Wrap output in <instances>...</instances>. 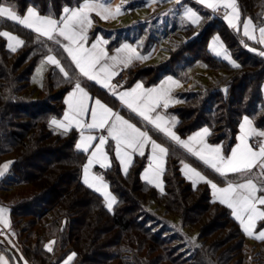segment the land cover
<instances>
[{"label":"trees","instance_id":"16d2710c","mask_svg":"<svg viewBox=\"0 0 264 264\" xmlns=\"http://www.w3.org/2000/svg\"><path fill=\"white\" fill-rule=\"evenodd\" d=\"M79 1L0 0L20 14L33 7L39 14L57 19L65 6ZM187 1L200 12L199 24L172 27L163 56L150 64L130 66L125 85L136 80L150 85L162 75H176V65L187 66L179 78L190 85L177 91L180 103L170 109L179 118L176 131L185 135L207 126L208 141L220 143L226 154L235 142L243 115L249 116L258 128H264V58L247 50L246 38L222 18ZM236 3L239 21L249 16L256 25L263 22L264 0ZM4 30L20 37L24 44L13 52L6 38L0 37V165L10 161L7 173L0 177V191L17 185L29 187L22 194L0 196V203L9 208L8 228L16 234L20 247L16 251L12 243L10 253L1 246L11 260L15 257L21 264L22 259L29 264H59L72 253L75 255L68 264H244L245 235L239 222L226 205L212 197L208 184H192L180 171V163L188 161L218 182L225 178L78 73L54 41L0 18V31ZM105 30L107 35L113 29ZM93 33L95 29L90 31L88 40ZM215 33L238 67L227 65L210 52L208 40ZM173 38L177 40L175 48L170 46ZM48 55L61 61L69 78L48 64L40 90L45 94L35 95L36 87L30 86L29 79L35 64ZM197 61L205 66L206 74H198L203 80L188 71V64ZM77 81L169 149L162 191L140 178L146 155H137L127 174L114 159L110 167L101 170L115 197L111 209L99 192L81 180L86 156L75 148L76 131H59L51 123L61 116L63 95ZM173 217L178 228L171 227ZM184 226L197 228L198 241L189 237ZM50 240L54 241L52 251L46 246ZM255 244L259 247L257 264H264V241L257 239Z\"/></svg>","mask_w":264,"mask_h":264},{"label":"snow or ice","instance_id":"6c2138e0","mask_svg":"<svg viewBox=\"0 0 264 264\" xmlns=\"http://www.w3.org/2000/svg\"><path fill=\"white\" fill-rule=\"evenodd\" d=\"M199 3L204 4L214 12L221 7L231 9V13L226 14L225 19L228 20L231 27L238 28L239 13L236 0H199ZM122 10L125 9H122L121 6H117L113 10L110 2L105 3L104 0H85L82 6L75 9L65 8V15L60 20H56L41 17L33 8H29L27 14L21 17L12 7L0 3V18H5L16 25L23 26L35 32L38 37H45L47 40L54 41L63 48V51L67 53V57L71 59L72 64L75 65V68L79 70L83 77L108 89L113 96L117 97L125 107L140 117L147 125L163 133L165 137L175 142L176 145L220 176L227 177L229 174H233L240 178L242 182H229L221 188L212 183L211 180H207L196 168L190 167L188 164L183 165L185 175H188L189 178L195 177L209 184L219 203L231 209L232 215L240 223L243 231L252 236V230L256 222L264 221V208L260 207L264 206V195H258V193H264V130L258 131L253 126L252 120L245 117L240 125L239 143L231 150L230 155L225 156L220 146H211L206 142L205 138L210 134L207 128L183 140L172 130L175 121L173 120L170 126L169 121L157 112V109H166L172 102L170 96L171 86H177L178 81L169 78L160 87L146 90L142 84L138 83L131 90L117 92V88L122 86L110 83L111 77L118 74L115 71L117 66L124 65L127 67L134 59L145 57H141L136 49L128 44L118 49L115 56H108L104 49L100 47V42L92 44L91 48H86L84 44L87 41V30L92 24L91 12H96L102 19H108L121 14ZM185 15L193 24L198 23L200 20L197 13L191 9H187ZM258 31L259 39H256L252 19L248 18L243 22V35L249 40H256L258 44L264 45V27H259ZM0 37H5L9 41L8 47L13 52L16 51L17 47L24 44L23 40L8 31H0ZM59 38H63V41H67V43H63ZM216 45L217 42L213 41L212 50L215 54L217 56L223 55L225 60L232 63L222 45L220 46L221 50H217ZM250 50L255 51V49ZM120 53H124V55L121 56ZM259 55L264 56V51L259 52ZM106 60H111L112 63H104L103 61ZM46 61L49 65L58 69L65 78H69L68 71L61 65V61L55 55H48ZM232 66L238 67L239 65L232 63ZM91 99L93 98L77 81L73 91L65 101L68 105V111L65 112L63 121L55 119L51 121L53 125L64 128L65 131L73 126L88 131H106L107 135L99 136L84 135L83 131L81 132L80 142L76 145L77 149L84 152H89L92 149L88 163L83 170L84 183L90 188L94 184H98L99 186L96 187L97 192L107 188L102 176L92 177L93 183H90L89 170L94 163H98L102 168L110 167L109 157L105 151L109 140L114 142L115 157L124 166L125 174H127L128 168L132 164L133 155L145 156V148L150 146L151 155L147 157L149 164L144 172V179L149 183H152L153 179H158L164 171L165 158L168 156L169 149L156 143L148 131L141 130L135 124L130 123L129 120L114 112L101 100L95 99L94 106H90L88 101ZM85 116H90V123L84 122ZM253 137L261 139L252 144L249 141ZM94 141H98V143L94 144ZM8 166V163L3 165V168L0 169V176L4 174ZM156 186L159 187V183ZM109 195V193L104 192L106 199H109ZM113 203H115V199L111 198L108 203L109 209H111ZM7 217L8 209L0 207V224H3L5 228L10 227ZM255 238L264 241V230L260 231ZM51 243H54V241L50 242L48 251H52ZM74 255H70L65 264H68ZM0 264H8V262L0 256Z\"/></svg>","mask_w":264,"mask_h":264},{"label":"rangeland","instance_id":"374dc122","mask_svg":"<svg viewBox=\"0 0 264 264\" xmlns=\"http://www.w3.org/2000/svg\"><path fill=\"white\" fill-rule=\"evenodd\" d=\"M159 1H162L163 5L156 6L157 5L156 4L155 6L152 5L149 7V5L152 3L154 4L156 2V0H104L105 3L110 2L113 10L117 6H121L122 9H125V10H122L121 14L116 15L114 17H109L108 19H102L99 15L96 14V12H93V14L96 15L100 19L99 21H102L103 24H105V25H99L98 23H95L96 28L94 27V29L95 30H99V29L112 30L113 29L112 30V33H113L112 37L113 38H115L117 35L121 34L122 31H127V30L131 29L132 30V32H131L132 36H130V37H133V40H137V38H138L139 42H137V43L135 42V43L138 46H140L142 49L146 50V51H143L142 53L148 54V52H151L148 55L149 58H147L145 61L137 62L135 64H140V65L150 64L151 61L159 60L163 56V53L165 51L164 47L166 46V44H168L167 40H168V37L170 35L169 30L172 29V27H178V26H181L185 23L193 24L191 22V20H189L185 15V12L187 9H191L192 11L197 13V15L200 17L199 22L201 21V18H202L200 12L197 9H195L192 5H190V3H187L185 5H180L179 3L181 0H179V2H177V0H159ZM196 1L197 0H194L193 2H196ZM0 3H2L5 6H10L14 9V7L8 3H4V2H0ZM29 8H33V7H29ZM29 8H26V10L22 14H19V13L18 14L21 15V17H23L24 15L27 14V10ZM33 9L35 10V8H33ZM129 9H131L130 12H129ZM45 16L47 17V15H44V17ZM139 18H140V20H143L144 22L138 23ZM248 18H250V17L249 16L243 17L242 20L239 21L238 28H233V27L232 28L239 31L243 35V22L246 21ZM199 22L196 24H193V25H198ZM252 22H253V20H252ZM138 25H141L140 29H142V30L139 31L140 33L138 32V30L135 31V28H137ZM253 25L255 26L254 35H255L256 39H259L258 29H259V27H264V12H263V22L260 23L259 25H256L253 22ZM4 31H8V30H4ZM8 32H10V31H8ZM10 33L15 35L12 32H10ZM137 34H139L140 37L133 36V35H137ZM121 36H123V34ZM127 36H129V34H127ZM245 38H246V42L244 43V47L247 50H249L253 53H256V54H259V52L264 51V45L258 44L256 42V40H249L247 37H245ZM6 41H7V39H6ZM213 41L217 42V45H216L217 50H221L220 46L222 45L223 50L227 52L228 56L230 57L231 62L236 64L235 59L233 58V56L230 54V52L226 48L225 44L223 43V41H222V39L218 33L213 34L208 40L207 47L210 50V52L213 53L214 55H216L215 52L212 50L213 49ZM8 44H9V41H7V46H8ZM170 44H171L170 46H172L174 48L177 47V40L173 38L172 43H170ZM250 49H255V51H252ZM142 53H141V55H142ZM192 53H194V52H192ZM192 53L190 54L191 58L194 57V54H192ZM217 57L221 61L226 63L227 65L232 66V63H230L228 60H225L223 55L217 56ZM262 57L264 58V56H262ZM179 58H181V56ZM179 58H178V61H179ZM182 65L179 64V65L175 66L176 67L175 73H176L177 77H180V75L182 73V69L187 68V66L184 67ZM188 65H189L188 71L189 72L193 71V73H191L192 76L195 75V77L198 78V77H201L198 74H201V75L206 74L205 66L202 62L197 61L194 64H188ZM47 67H48L47 61L45 59H42L35 64V66L32 70L29 82L31 84L30 86L36 87L35 88L36 89L35 95L39 94V96H43L45 94V92H43V91L41 92L40 90L43 86L44 78H45V75L47 72ZM128 75H129V70H128ZM201 79H202V77H201ZM187 85L189 86L190 83H188ZM187 85L183 84L182 87L180 88L181 91H184V89ZM54 90H52V91H54ZM261 91H262V96L264 97V80L262 83ZM6 163H8V165H10V161H5L0 165V169H2L3 165H5ZM8 168H9V166H8ZM8 168L6 171H4L3 175H5L7 173ZM28 190H29V187L27 185L12 186L6 190L0 191V196L8 198V197L15 195L17 193L22 194L23 192H26ZM205 211H204V213H206V212H207L206 214L209 213V211H206V212ZM165 215L168 217L169 216L172 217V215H170V214H165ZM25 219H27V218H25ZM171 219L173 220V221H171V223H172L171 227L178 228V225L173 224V223L178 222L177 219L174 217ZM261 222L262 221H260L259 223H261ZM154 225H156V224H154ZM224 226L226 227V225H224ZM257 227H258L257 224H255L253 227V230H252L253 231L252 236H249L248 234H246L243 231L244 235H245L244 243H245V247H246V257H244L245 258L244 264H257L256 256H257V251L259 250V247H258V245L255 244V239H256L255 235H258L259 231L262 230L264 226L260 227V228H257ZM241 228H242V226H241ZM182 229L184 231H187V233L189 234V237L191 239H193L194 241H198L197 236H196L197 235V228L196 227L184 226V227H182ZM242 230H243V228H242ZM11 232L12 231L10 230V233ZM24 235H25V233H23L22 236H24ZM212 237L213 238L215 237V233L213 236H211L210 239H213ZM11 239L15 243L14 245L16 247V251L20 250V247L17 246V244H16V234L14 233V231L11 233ZM50 242H52V241L50 240L46 243L47 247L50 245ZM51 246H52V243H51ZM70 255H72V253H69L66 257H64L60 261L59 264H65V261L67 260V258Z\"/></svg>","mask_w":264,"mask_h":264},{"label":"crops","instance_id":"0c3cea01","mask_svg":"<svg viewBox=\"0 0 264 264\" xmlns=\"http://www.w3.org/2000/svg\"><path fill=\"white\" fill-rule=\"evenodd\" d=\"M85 2V0H81V1H79V3L78 4H75V5H73V6H65L64 8H63V10H62V12H61V14H60V17L57 19V18H54V17H49V16H47V17H49V18H52V19H56V20H60V18L62 17V16H64L65 15V13H64V9L65 8H69V9H75V8H77V7H80V6H82V4ZM187 3H189L187 0H181L180 1V5H185V4H187ZM196 4H198L200 7H202L203 9H205V10H208V11H210L211 12V14L213 15V10L212 9H209V8H207L204 4H201V3H199V0H197L196 2H195ZM157 4V5H156ZM152 5H156V6H158V5H163V2L162 1H159V0H156V2L153 4H150L149 5V7L150 6H152ZM236 6H237V3H236ZM29 8V7H28ZM196 9V8H195ZM131 11V9H129V12ZM231 9H225L224 10V12L221 14V15H219L218 17H220V18H222L228 25H229V23H228V20H226L225 19V15L226 14H229V13H231ZM237 11H238V7H237ZM239 12V11H238ZM18 13V12H17ZM20 14V13H19ZM22 14V13H21ZM40 16H42V17H44V15H41V14H39ZM240 16V15H239ZM46 17V16H45ZM90 19H91V21H92V24H91V26L88 28V30H87V33H86V35H87V41L85 42V44H84V46L86 47V48H91V45L92 44H94V43H97V42H100V47L101 48H103L104 49V51L108 54V56H115V55H117V50L118 49H120V48H122V46L123 45H125V44H128V45H131L133 48H135L136 49V52L141 56V57H145V58H142V59H134L126 68L129 70V67L130 66H132V65H134L135 63H137V62H142V61H145L147 58H149L148 57V55L151 53V52H148V54H144V53H142L143 51H146L145 49H142L140 46H138L136 43L137 42H139L138 41V38H137V40H133V37H130V36H132L131 35V32H132V30L131 29H129V30H127V31H122V33L121 34H123V36H121V38L119 39V40H117L116 42H115V44H113V45H110L109 46V44H110V42L111 41H113L114 40V38L112 37L113 36V33L111 32V33H108L107 35L105 34V31L106 30H104V29H99V30H95V33H93V38L91 39V40H88V38H89V33H90V31H93L94 30V27H95V23H98L99 25H105V24H103V22L102 21H99L100 19L96 16V15H94L93 14V12H91L90 13ZM141 22H144L143 20H140V18H139V21H138V23H141ZM235 22V21H234ZM97 26V25H96ZM230 26V25H229ZM231 27V26H230ZM96 28V27H95ZM141 28V25H138V27L137 28H135V31L136 30H138V32L139 31H141L142 29H140ZM140 33V32H139ZM101 36H100V35ZM127 34H129V36H127ZM15 36H17V35H15ZM133 36H137V37H140V35L139 34H137V35H133ZM18 37V36H17ZM123 37V38H122ZM19 39H21L20 37H18ZM59 39H61V41L63 42V43H67V41H63V38H59ZM136 42V43H135ZM151 50V49H150ZM141 53H142V55H141ZM67 54V53H66ZM120 55L121 56H123L124 55V53H120ZM70 59V58H69ZM45 60H46V58H45ZM71 60V59H70ZM104 63H108V64H111L112 63V61L111 60H106V61H103ZM47 66H48V63H47ZM75 66V65H74ZM118 66H123V67H125L124 65H118ZM77 71H78V73H79V70L77 69ZM86 78V77H85ZM169 78H171L172 80H174V81H178L179 83H178V85L177 86H171V92H170V96H171V100H172V102L169 104V106L165 109V108H160V109H157V112L160 114V115H163L164 117H165V119L167 120V121H169V125L171 126V123H172V121L174 120L175 121V124H174V126L172 127V130L173 131H175V133L181 138V139H183V140H186L188 137H190V136H193V135H195L197 132H201V131H203V129H205V128H207L208 130H209V128L207 127V126H202V127H199V128H197V129H195V130H192V131H190L189 133H187V134H185V135H180L177 131H176V124H177V122H178V116L173 112V111H171L170 109H172L173 107H175V106H177L179 103H180V100H179V98H178V96H177V91H179L180 90V88L182 87V85L184 84L183 82H182V80H180L179 79V77H177L176 75H169V74H167V75H162V76H160V78L155 82V83H153V84H150V85H147V84H145L143 81H141V80H136V81H134V82H132L131 84H129V85H123L122 87H118L117 88V92H120V91H124V90H131L132 88H134L135 86H136V84H142L143 85V88L146 90V89H149V88H157V87H160L162 84H164L165 83V81H167ZM93 82V81H92ZM76 83V82H75ZM75 83L64 93V95H63V105H64V107H63V112H62V114H61V116H59V117H57V118H53V119H55V120H57V121H63V118H64V114H65V112H67L68 111V105L65 103V101L68 99V97H69V94L73 91V89H74V85H75ZM93 83H95V82H93ZM110 83L111 84H113L112 82H111V79H110ZM96 84V83H95ZM98 87H100L101 89H103V90H105L106 92H108L109 94H111V92H109V90L108 89H105V88H103V87H101V85H99V84H96ZM113 85H115V84H113ZM82 87H84L83 85H81ZM84 89H85V91H87L88 93H89V96L91 97V98H93V99H91V100H89L88 101V103H89V105L90 106H94V100L95 99H99V100H101V102L102 103H104L105 105H107L109 108H111L114 112H116V113H118L119 115H121L122 117H124V119H126V120H129L128 118H126L123 114H121L118 110H117V108H113L111 105H109V104H107L106 102H104L102 99H100L99 97H97V96H94L87 88H85L84 87ZM112 95V94H111ZM113 96V95H112ZM114 98H116V100L118 101V103H119V105H121V106H123V107H125L122 103H121V101L117 98V97H115V96H113ZM126 109H128L127 107H125ZM129 110V109H128ZM130 111V110H129ZM135 114V113H134ZM136 115V114H135ZM245 117H247L248 119H250V120H252L249 116H247V115H243L242 117H241V119H240V121H239V124H238V132H237V134H236V138H235V142L233 143V145L231 146V148H230V150H229V152L228 153H226V154H224V152H223V154L225 155V156H228V155H230L231 154V150L233 149V148H235L236 147V145L239 143V136H240V125L243 123V121H244V118ZM52 119V120H53ZM84 122L85 123H90L91 122V119H90V116H85V118H84ZM129 122L130 123H133L132 121H130L129 120ZM252 122H253V120H252ZM133 124H135V123H133ZM136 125V124H135ZM55 126V128L57 129V130H59V131H65L64 130V128H61V127H57L56 125H54ZM137 126V125H136ZM253 126L254 127H256L257 128V130L259 131V130H264V128H258L255 124H254V122H253ZM137 127H139V126H137ZM140 128V127H139ZM69 130H74V131H76V139H75V148L77 149V147H76V145L80 142V136H81V132L83 131V134L84 135H94V136H99V135H107V133H106V131H104V130H100V131H97V130H91V131H88V130H86V129H78V128H76L75 126H73V127H71ZM141 130H143L142 128H141ZM163 134V133H162ZM151 137H152V139L153 140H155L156 141V143H158V144H160V145H162L163 147H166L165 146V144L162 142V141H160L159 139H157V138H155V137H153L151 134H149ZM206 139V142L209 144V145H211V146H220L221 148H222V146H221V144L220 143H212V142H210V141H208V139H207V137L205 138ZM259 139H261V138H258V137H253V138H251L250 139V143H252V144H254V141H258ZM94 144L95 143H98V141H94L93 142ZM114 142L113 141H111V140H109V142H108V144L106 145V147H105V151L107 152V154H108V157H109V161H110V165H111V160H113L114 159V161H116V163H117V165H118V167H119V169L124 173V170H123V165L119 162V160L115 157V151H114ZM77 150H79V151H82V150H80V149H77ZM91 151H92V149H90L89 150V152H84V151H82L84 154H85V156H86V159H85V162H84V164L82 165V168H81V180L84 182V167H85V165L88 163V160H89V158H90V155H91ZM223 151V150H222ZM138 154H134L133 155V160H134V158L137 156ZM145 155H146V163L144 164V166L142 167V169H141V171H140V178L143 180V181H145V182H147V183H149L147 180H145L144 179V172H145V170L148 168V164H149V160L147 159V157L148 156H150L151 155V148H150V146H147L146 148H145ZM133 162V161H132ZM165 162H166V158H165ZM184 164H188L190 167H193V168H196V170L197 171H199V172H201V174L203 175V176H205V178L207 179V180H211L212 181V183H215L218 187H225L229 182H233V183H238V182H242V180H240V178H238L237 176H234L233 174H229L227 177H223V178H225V180H223L222 182H218L217 180H215V179H213L212 177H209L208 175H206L205 173H203L199 168H197L195 165H193L192 163H190V162H188V161H181V163H180V171L182 172V174L192 183V184H197V183H200V182H203V181H200V180H198L197 178H195V177H191V178H189V176L188 175H185V170H184V167H183V165ZM131 166V165H130ZM130 166H129V168H130ZM164 166H165V163H164ZM108 168V167H107ZM129 168H128V170H129ZM95 169H97V170H95ZM103 169H105V168H102L98 163H94L93 164V166L91 167V169L89 170V177H90V180H89V182L90 183H93V181H92V177H96V176H102V174H101V170H103ZM254 171H258V170H254ZM218 174V173H217ZM0 177H2V176H0ZM103 177V176H102ZM194 181H195V183H194ZM103 182L107 185V182L105 181V179L103 178ZM157 183H159V187H157L156 186V184ZM205 183V182H204ZM149 184H151V185H153L155 188H157L158 190H160V191H162L163 190V188H164V181H163V172L160 174V176H159V178L158 179H153V181H152V183H149ZM207 184V183H206ZM97 186H99L98 184H94V186L93 187H91V188H93L94 190H96V187ZM208 186H209V189H210V192H211V195H212V197L216 200V201H218L217 199H216V197L213 195V189L211 188V186L208 184ZM104 192H107V193H109L110 195H109V199H106L105 198V196H104ZM102 196H103V199L105 200V202H106V204H107V206H108V203H109V200L111 199V198H114L115 199V197H114V195L110 192V190H109V188H108V185H107V188L106 189H101V191L99 192ZM258 195H264V193H258ZM219 202V201H218ZM0 207H4V208H7L8 209V220H9V208L5 205V204H3V203H0ZM261 208H264L263 206H260ZM230 212H231V215H232V210L230 209ZM233 216V215H232ZM234 217V216H233ZM236 220V219H235ZM260 221H257L256 222V224H257V228H260V227H263L264 226V223H262V224H260L259 223ZM240 224V223H239ZM262 230H264V227H263V229ZM262 230H260V231H262ZM259 231V232H260ZM12 233V232H11ZM11 233H10V229L7 227V228H5L4 227V225L3 224H0V256H2V257H4V259L8 262V264H21V263H19L18 262V260L14 257V259L13 260H11V258L9 257V255L7 254V252L1 247L2 245L11 253V245H13V244H15L14 243V241L11 239ZM256 236V235H255ZM255 240H257V239H255ZM13 243V244H12ZM22 264H29L25 259H22Z\"/></svg>","mask_w":264,"mask_h":264},{"label":"built area","instance_id":"2783aa9c","mask_svg":"<svg viewBox=\"0 0 264 264\" xmlns=\"http://www.w3.org/2000/svg\"><path fill=\"white\" fill-rule=\"evenodd\" d=\"M192 1H194V0H192ZM224 10L225 9L221 7L219 10H217L215 12L213 11V15L219 16V15H221L224 12ZM115 71L118 74H116L115 76L111 77V82L113 84H115V85L116 84H118L120 86L125 85V83L127 82V78H128V69L126 67H123V66H117ZM256 142H257V140L254 141V144Z\"/></svg>","mask_w":264,"mask_h":264}]
</instances>
